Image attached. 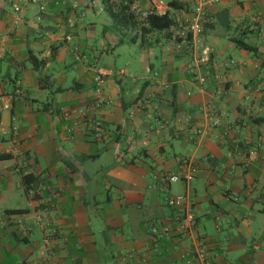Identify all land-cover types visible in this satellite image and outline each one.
<instances>
[{
  "label": "crops",
  "instance_id": "obj_1",
  "mask_svg": "<svg viewBox=\"0 0 264 264\" xmlns=\"http://www.w3.org/2000/svg\"><path fill=\"white\" fill-rule=\"evenodd\" d=\"M171 1L0 0V93L14 97L0 107V264H46L49 236L55 264H264V0L208 8L205 84L176 48L192 4ZM159 2L172 22L163 30L148 23L165 15L153 12ZM125 45L134 46L126 67L101 65ZM97 68L110 72L100 139L71 130L96 98ZM187 162L197 170L190 183L156 178ZM179 195L186 203L170 208ZM189 216L197 225L182 236L177 218ZM155 225L172 233L155 242Z\"/></svg>",
  "mask_w": 264,
  "mask_h": 264
},
{
  "label": "built area",
  "instance_id": "obj_2",
  "mask_svg": "<svg viewBox=\"0 0 264 264\" xmlns=\"http://www.w3.org/2000/svg\"><path fill=\"white\" fill-rule=\"evenodd\" d=\"M39 0H31L32 3L38 4ZM231 0H187L192 4L191 17L186 20V23L183 26H180V29H175L177 38L179 40L176 42V48L181 53L184 52L191 58V64L188 68V73L193 80L200 84H205L208 81L210 76V67H209V56L210 51L204 46L202 41V34L204 31L205 24L210 22V19L207 14V10L210 7L228 2ZM41 11H45V6L40 7ZM16 21H21L20 8L16 7ZM154 13L156 14H166L167 6L163 2H159L155 5ZM252 27L257 29L260 24V17L254 16L251 19ZM233 64V62H231ZM110 74L109 70L105 68H98L96 70L95 81L97 82L98 88L96 91L97 101L90 109H79L74 112L75 118V127L71 130H75L79 127L86 128L92 131L93 136L96 139L102 138L104 134V127L102 123L96 118L97 110L104 104L106 97L102 92V86L105 83V77ZM14 97L12 95L0 93V107L3 110H10L12 107ZM221 114V113H220ZM210 123L212 127H217L221 124V120L218 114H215L210 117ZM195 133L197 135H203L205 130L202 128H197ZM196 168L190 163L187 162L180 166V169L177 173H159L156 178L161 180L163 183L173 184L177 182H187L190 183L194 178L196 173ZM187 201L186 196H172L167 199V205L170 208L178 209L182 207ZM178 231L182 236H187L192 234V231L197 225V220L193 216L181 220L177 218ZM172 233V227L170 225L165 226H152L151 235L152 239L155 242H158L165 237L169 236ZM198 258L206 263L209 261V253L204 248L201 247L197 253ZM40 258L43 259V262L46 261V264H55L54 253L51 251V236L46 237L43 240L42 250L40 251Z\"/></svg>",
  "mask_w": 264,
  "mask_h": 264
},
{
  "label": "trees",
  "instance_id": "obj_3",
  "mask_svg": "<svg viewBox=\"0 0 264 264\" xmlns=\"http://www.w3.org/2000/svg\"><path fill=\"white\" fill-rule=\"evenodd\" d=\"M169 5L174 9H181L183 7L182 4L180 3V0H172ZM148 23H149V26L151 29H158V30L170 28L172 25V22L170 21L168 14H165L163 16L151 14L148 16ZM234 42H235L236 46L239 48L245 49V50L250 51V52H255L256 48H254L251 44L245 42L241 38L235 39ZM121 43H122V41H121ZM32 59L34 62V66L36 68H39L40 66H43L45 64V61H43V60L39 61L35 56H32ZM95 76H96V71H95ZM94 82H95V86H96L95 91H97L98 85H97V82L95 81V77H94ZM96 101H97V98H95V100L91 104H89L88 106H85L83 108L87 109V110L90 109L91 107H93V105L96 103ZM106 101L107 100H105L103 105L106 104ZM103 105H101L99 110L102 108ZM80 109H82V108H80ZM99 110H97V111H99ZM96 118L102 123V125L104 127L103 120L98 116V112L96 114ZM73 127H75V122L73 124ZM104 130H105V127H104ZM4 157L5 156H0V159H2Z\"/></svg>",
  "mask_w": 264,
  "mask_h": 264
},
{
  "label": "rangeland",
  "instance_id": "obj_4",
  "mask_svg": "<svg viewBox=\"0 0 264 264\" xmlns=\"http://www.w3.org/2000/svg\"><path fill=\"white\" fill-rule=\"evenodd\" d=\"M167 1V0H164ZM101 30L102 27L99 28V33L101 35ZM134 46L133 45H125L121 48H119V52H121L123 54L122 58L120 57V59H117V49L115 50V52L113 54H109V56H106L102 61H101V65L102 66H111V67H126L129 59L126 58L125 56H128L132 50H133ZM155 53L160 55V49H157V47L154 48ZM133 55V53H131ZM118 61V62H117ZM154 64H156L154 61H152ZM118 63V64H117ZM158 66V63L156 64ZM156 66V67H157ZM141 70H132V73H134L136 76L139 77ZM181 183V182H180ZM159 226V225H158Z\"/></svg>",
  "mask_w": 264,
  "mask_h": 264
}]
</instances>
